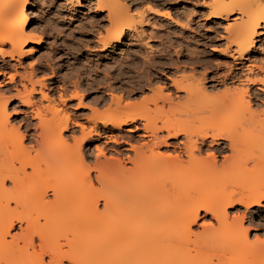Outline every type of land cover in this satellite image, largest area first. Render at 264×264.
Returning a JSON list of instances; mask_svg holds the SVG:
<instances>
[{"label":"bare ground","instance_id":"bare-ground-1","mask_svg":"<svg viewBox=\"0 0 264 264\" xmlns=\"http://www.w3.org/2000/svg\"><path fill=\"white\" fill-rule=\"evenodd\" d=\"M70 1L82 7L81 0ZM119 1L96 0L110 25L97 40L104 52L123 45L126 32L142 41L137 26L148 25L145 12L139 21L125 22L130 8ZM208 5L207 21L235 17L224 29L228 38L220 39L226 48L216 49L232 62L224 74L223 67L212 72L208 66L196 75L203 62L191 57V73L167 75L169 85L156 78L152 96L139 102L124 100L108 83L104 117L84 107L76 89L66 98L64 87L36 79L38 62L23 75L0 69V78L15 88L13 97L0 95V264H264V79L256 77L264 64L249 57L264 42V0ZM29 6V0H0V34L6 30L0 35L1 68H10L6 59L21 67L44 44L32 32L26 35ZM257 51L264 54L262 47ZM176 65L175 72L186 69ZM122 76L112 81L121 86ZM140 78L136 90L152 88L150 77ZM170 87L174 94L166 92ZM73 100H79L75 110L90 115L67 113ZM151 105L157 114L168 108L160 126L156 116L150 124ZM31 137L34 146L27 147ZM101 140L92 154L88 145ZM203 217L213 224L203 222L194 232Z\"/></svg>","mask_w":264,"mask_h":264},{"label":"rangeland","instance_id":"rangeland-1","mask_svg":"<svg viewBox=\"0 0 264 264\" xmlns=\"http://www.w3.org/2000/svg\"><path fill=\"white\" fill-rule=\"evenodd\" d=\"M210 1L212 2L213 0H120L119 2L122 6L125 4L124 6L127 5L130 8V14L124 16L123 20H125V22L132 20L137 22V20L139 21L140 19L138 15L145 12L148 25L142 27L137 26V31L139 33L143 32L142 41L133 42L131 40L133 33L126 32L122 41L123 45L115 50L104 52V50H101V44H97V40H100V37H103L107 33L108 28L110 29V25L106 20L107 12H97L96 0H81L82 7L80 8L72 4L70 0H29L30 6L26 8V14L30 22L26 30L28 31L26 35H30L32 32V35L41 38L44 44L38 49L37 54L21 61V67L17 62H10L6 59L5 62H7L10 68H1L3 64L0 58V69L6 74H14L16 72L17 75H23L29 73V65L38 62L35 64L36 79H46L47 84L49 82H55L57 88L64 87L67 94L66 98L69 94L71 95L77 90V92L80 93L83 106L97 109L100 116L104 117V98H106L104 96V91L106 85H112V88H117L116 94L120 92L123 97L126 96L124 100L133 101L135 99L134 101L139 102L143 98H150L152 96L153 93L150 91L157 86L155 83L156 78L161 77L164 83L169 85L170 82L165 80L167 75L175 79L176 76L173 77V75L180 77L182 73H191L192 70H189L191 63L187 60L191 57H197L201 63L203 62V65H200V67L195 68L193 71L196 75L204 73L205 70L207 72L208 66L210 68L208 71L211 70L212 72H215L218 67H223L219 71V74H224L226 70L224 67L227 68L225 65L231 64L232 62L219 55L218 51L224 50L227 45L226 40L222 41L220 39L223 35L224 38H228L224 29L226 26L233 23L232 19L235 17H231L228 21L205 20L211 12L208 7V4L211 3ZM226 2L228 3V0H226ZM147 7L160 12V14H165L167 12L171 18L167 19L162 15L158 16L150 12L148 13ZM176 21L180 25L187 26V29L175 25ZM4 32H6V30ZM4 32L0 35H5ZM142 42H145L152 48V53L149 49H145V46L143 47ZM259 47L264 49V42L258 43L256 50H253L249 57H253L251 59L255 61V64H259L258 66H263L264 54H260L257 51ZM7 49L8 47L6 50ZM147 50H149V52ZM177 52L179 54H176ZM49 61L52 64L50 67H47L45 64ZM204 64H206V69L204 68ZM174 65H183L186 69L178 73L173 71ZM51 72L54 73L55 78H50ZM119 72L123 75L122 77H124L120 81L121 86L119 83L112 81L115 74L117 75ZM107 75H109V79L107 80L108 82H105L104 79ZM138 75L141 77L140 81H144L146 78L150 77L149 79L153 81L150 86L152 88L143 85L142 88L144 90H136V79H138ZM256 75V77L264 79V73L259 74V72H256ZM208 77H212V75ZM17 81L18 77H16V82ZM0 83V95L2 94L5 97L10 95V97H13V95H15V88L13 84L8 83V79L1 77ZM108 83H110V85H108ZM116 85L118 86L114 87ZM209 85H212V83L208 84V86ZM125 88L128 89L127 92ZM219 89L221 90L222 88L220 87ZM256 89L257 87H252V91L255 92ZM59 92L61 91L57 89L55 97L58 96ZM166 92L171 94L175 93L174 89L171 87L168 88ZM177 96L183 97V93H178ZM35 100L38 101L39 96H36ZM78 101L79 100H73L67 102L65 106L66 112L75 116H89V110H75ZM11 107L15 109L12 110V108H9L8 113L13 115V113L18 110L16 108L17 101L12 102ZM262 107L264 108V106ZM262 107H260L258 111ZM150 108H154L151 110L154 111L153 115L152 112L149 115V117L151 116L150 124L154 123L153 119L156 116V119H154L156 122L155 124L160 126V118H164V113L168 108L164 107L165 111H162V114L159 113L160 116H158V112L156 113L157 109H155L154 106L151 105ZM263 108L261 110H263ZM81 119L79 118L77 120L82 122L83 120L81 121ZM157 120H160V122L158 123ZM139 127H141V125H139ZM29 133L30 135L33 134V132ZM70 135L64 134L63 137H69ZM32 139L31 137L25 144L27 147L34 146ZM103 141L101 140L100 142L88 145L90 146L92 154H95L92 149L93 146L96 144V146L101 147L104 143ZM129 156L131 157L133 155L130 154ZM220 160L222 159L220 158ZM92 162L93 158L91 157L89 161L91 168L94 164ZM126 166L129 167V164ZM95 174V172H92V177H94ZM201 214V216H203V213ZM230 214H233L231 210L229 211V215ZM203 222L208 223L212 221L207 217H203L192 230L194 232H199L201 230L200 225ZM250 233V240L254 241V232ZM260 239L262 240L264 237Z\"/></svg>","mask_w":264,"mask_h":264}]
</instances>
